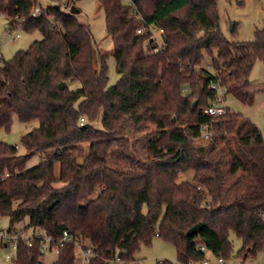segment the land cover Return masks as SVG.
Returning <instances> with one entry per match:
<instances>
[{"label": "trees", "instance_id": "1", "mask_svg": "<svg viewBox=\"0 0 264 264\" xmlns=\"http://www.w3.org/2000/svg\"><path fill=\"white\" fill-rule=\"evenodd\" d=\"M35 1L0 0L9 30L42 35L0 62V129L9 131L14 116L38 123L20 137L23 154L0 142V218L9 219L8 231L21 222L53 239L66 231L94 252L90 264H140L137 252L154 238L173 245L180 263L200 262L206 252L223 260L233 254L229 233L241 242L236 257L264 253L262 133L241 114L204 113L213 83L246 105L264 91L249 81L255 62L264 64V27L253 41L230 42L217 0H96L119 75L108 87L107 56L89 26L54 6L32 18ZM150 27L162 30L157 52ZM203 126L210 139L197 146ZM131 127L151 130L145 158L134 154ZM37 155L39 164L27 168ZM188 173L191 181H179ZM195 225L200 231L187 236ZM30 243L18 241L11 264H44L40 240ZM55 256L49 264H76L73 244Z\"/></svg>", "mask_w": 264, "mask_h": 264}, {"label": "rangeland", "instance_id": "2", "mask_svg": "<svg viewBox=\"0 0 264 264\" xmlns=\"http://www.w3.org/2000/svg\"><path fill=\"white\" fill-rule=\"evenodd\" d=\"M42 6L47 7V0H37ZM73 6L79 10L76 17L79 22L88 25L94 41L97 52L106 54L105 63L107 66V86H113L117 83L119 75L115 69V60L113 57V43L106 33V22L104 13L96 0H72ZM122 5H129L130 0H120ZM217 13L219 18L220 30L223 36L230 42H250L254 39V32L257 29L264 27V0H245L242 5L236 3L235 0H217ZM232 27V30H231ZM17 29V28H16ZM14 31V30H13ZM10 33L7 25V19L0 15V42L3 46L0 49L2 59L5 61L11 60L18 51L27 50L35 41H40L42 35L39 31H26L18 28L19 37L13 41L4 42L5 35ZM157 43L160 44L159 35L156 34ZM210 63L204 60L203 67L208 68ZM249 81L255 86L264 85V64L261 61H256L249 75ZM79 83L75 82L70 85L71 89L79 88ZM225 106L231 113L241 114L250 119L260 129L264 139V91H259L254 95L252 104L246 105L228 94L224 98ZM37 122L30 124L20 123L16 116L12 118V123L9 131L0 129V142L15 146L19 154L25 151L20 145V137L36 128ZM95 126L99 125L95 123ZM128 136L133 146V151L136 157L145 158L143 146L149 136L150 131L135 133L132 127L128 130ZM153 132V130H152ZM208 141L201 138L194 141L197 146L205 145ZM41 158L37 155L32 157L27 163V168H32L39 164ZM113 164L118 169H125V166L119 162L113 161ZM54 174L58 175V165L54 166ZM191 173L181 175L179 181H191ZM25 224L23 222L15 224V230H21ZM9 228V219L7 217L0 218V230L6 232ZM26 234H31V230H26ZM229 240L232 244L233 254L223 259L220 264H264V253H258L255 258L248 257L243 260L241 257H236V253L241 246V242L233 233H229ZM11 258L14 255V250L11 249L5 242L0 241V264H11V259H6V256ZM55 254L48 252L43 256L42 262L49 264L55 259ZM135 259L140 264H156L162 260H168L176 264L177 254L173 245L166 243L158 238H154L149 246H142L137 252ZM205 260L210 264H218V257L210 252H206Z\"/></svg>", "mask_w": 264, "mask_h": 264}, {"label": "built area", "instance_id": "3", "mask_svg": "<svg viewBox=\"0 0 264 264\" xmlns=\"http://www.w3.org/2000/svg\"><path fill=\"white\" fill-rule=\"evenodd\" d=\"M47 7L48 6H54V5H58L59 6V10H62L64 13H69L70 9L72 6H70L69 4H67V2L65 0H47ZM129 4H131V2H129ZM46 7L42 6L37 0L35 1L34 5L32 6L31 10H30V17L32 18H36L38 17L43 9H45ZM138 23L142 24V19L139 18ZM20 26H16L13 27L12 29H10V33H8V35H5L3 40L4 42H8V41H13L15 39H17L19 37V34L17 33V30ZM17 28V29H16ZM14 30V31H13ZM142 29L138 30V33L141 32ZM148 30L151 32L152 36H153V40H156V34H160L162 32V30H157L155 28H148ZM157 44V48L154 50V52H157L159 50L160 45L158 43ZM3 44L2 42H0V49L2 48ZM2 61V56L0 54V62ZM208 68H210L208 66ZM207 71H209L208 69H206ZM211 90H213L215 92V95L213 97V99L210 101L209 105L207 106V108L204 110V113L210 117H219V116H223L225 114H227V112L229 111L227 109V107L225 106V102H224V90H222V88L218 85V84H211L210 85ZM80 126L84 125V120L81 119ZM202 140L204 141H208L210 139V133L208 132L207 128L205 126H203L201 128V137ZM199 189V188H198ZM24 227L21 230H16V231H11L9 232L8 230L6 232L0 230V241L1 244L2 243H6L8 246L11 247V249H13L15 251L16 247H17V243L18 241L21 239L23 240L26 244H28L30 246V242L33 239H38L41 242V247H40V254L42 255L41 261L43 259V256L45 255V253L51 252L54 253L55 255L59 253L60 249L66 245V244H73L75 247V251H76V264H90V262L94 259L95 254L94 252L88 248V247H83L81 246L79 243H77L66 231L62 232V235L60 238L58 239H53L52 237L46 236L40 232H34L31 233L29 235L26 234V230L24 229ZM201 250L205 251L204 247H200ZM6 259H12L10 256H6ZM115 263H121L119 257H116L114 259ZM43 263V262H42ZM158 263H161V261H159ZM217 263H223V260L218 258ZM176 264H210L207 260L203 259L200 262H187V263H180L177 262Z\"/></svg>", "mask_w": 264, "mask_h": 264}, {"label": "water", "instance_id": "4", "mask_svg": "<svg viewBox=\"0 0 264 264\" xmlns=\"http://www.w3.org/2000/svg\"><path fill=\"white\" fill-rule=\"evenodd\" d=\"M54 8L56 10L59 9V6L58 5H54ZM79 13V10L76 9L74 6L71 7L70 9V14L72 15H76ZM231 30H232V27H231ZM59 87L62 89L63 88V84L60 83L59 84ZM195 105V102L192 103V106ZM87 125H84L83 127H86ZM200 231V226L199 225H195L194 227L190 228L188 231H187V236H193L194 234L198 233Z\"/></svg>", "mask_w": 264, "mask_h": 264}]
</instances>
